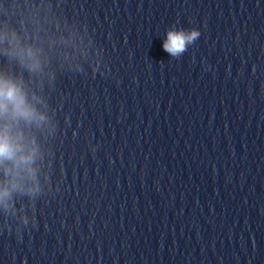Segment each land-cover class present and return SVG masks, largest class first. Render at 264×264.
<instances>
[{"label":"clouds","instance_id":"1","mask_svg":"<svg viewBox=\"0 0 264 264\" xmlns=\"http://www.w3.org/2000/svg\"><path fill=\"white\" fill-rule=\"evenodd\" d=\"M199 35L196 31H169L163 48L172 56H179ZM3 49L14 56L29 71H40L43 49L22 44L14 28L5 25L0 29ZM46 117L40 112L23 87V82L0 75V169L5 176V185L0 187V202L10 195V189H23L29 181H35L33 162L37 156L34 139L25 132L28 124L39 125Z\"/></svg>","mask_w":264,"mask_h":264}]
</instances>
